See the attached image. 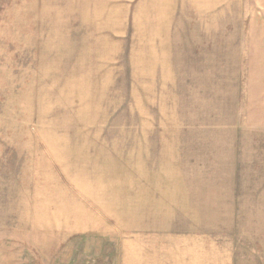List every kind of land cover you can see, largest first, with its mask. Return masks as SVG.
Returning <instances> with one entry per match:
<instances>
[{
  "label": "rangeland",
  "instance_id": "obj_1",
  "mask_svg": "<svg viewBox=\"0 0 264 264\" xmlns=\"http://www.w3.org/2000/svg\"><path fill=\"white\" fill-rule=\"evenodd\" d=\"M0 264H264V0H0Z\"/></svg>",
  "mask_w": 264,
  "mask_h": 264
}]
</instances>
